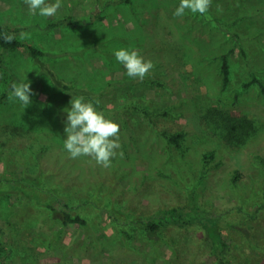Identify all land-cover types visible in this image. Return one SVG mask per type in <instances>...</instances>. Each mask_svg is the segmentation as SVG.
Here are the masks:
<instances>
[{
    "label": "rangeland",
    "instance_id": "1",
    "mask_svg": "<svg viewBox=\"0 0 264 264\" xmlns=\"http://www.w3.org/2000/svg\"><path fill=\"white\" fill-rule=\"evenodd\" d=\"M179 3L62 0L55 17H43L30 14L24 0H0V23L18 28V36L30 33L25 40L46 53L36 61L26 51L0 49V131L27 133L12 142L0 135V264H180L184 251L168 239L198 243L184 252L185 264H214L198 227L168 230L166 240L126 239L109 213L117 211L118 227L132 232L140 219L175 206L198 203L217 212L242 205L251 212L264 203V95L258 84L244 87L254 76L264 83V0H212L204 15L186 10L175 17ZM69 16L82 21L49 27ZM120 48L153 62L142 81L116 61ZM41 63L92 92L98 110L119 124L111 167L70 158L63 109L75 95L57 88ZM21 80L36 93L25 110L7 99ZM227 120L238 129L228 131ZM179 133L177 147L169 137ZM62 168H74L70 182ZM63 212L84 216L87 233L62 228Z\"/></svg>",
    "mask_w": 264,
    "mask_h": 264
},
{
    "label": "trees",
    "instance_id": "2",
    "mask_svg": "<svg viewBox=\"0 0 264 264\" xmlns=\"http://www.w3.org/2000/svg\"><path fill=\"white\" fill-rule=\"evenodd\" d=\"M117 1L118 3L124 4L132 3V0ZM77 21L81 22L82 20L79 18H74L73 16H69L51 23L49 27H75L78 25ZM18 31L19 29L16 27L0 23V49L3 51H26L30 53L36 61H40V59L44 57L46 53L32 43L26 40H20L19 36L17 35ZM5 34H13L16 36V39L10 43L5 42L3 39ZM41 66L42 69H44V72L50 75L51 80L57 88L75 96L79 95L80 93H87V95H90V97L96 99V96L92 92H89L85 89H76L70 83H67L63 79L59 78L52 70H50L48 65L41 63ZM222 69L224 74L223 86L226 88L230 81V70L227 58L225 57ZM254 84H258L260 86L261 92L264 95V83L256 76H254L250 82L245 83L244 87L248 88ZM227 122L230 125L228 127V131L232 129H238L239 122H237V124H230L229 120H227ZM248 124L252 125L250 121H248ZM9 130L10 129L5 126L4 130L2 129L0 131V135L8 137L11 142L18 138L23 140V138L27 135V133L23 131L18 132L15 130V128L14 133L7 134L10 132ZM182 137V133H179L169 138L178 147ZM227 138L231 142L233 141L232 136H228ZM51 158L54 159V161L60 160L59 153H53ZM74 173V168H62V172H59V174L62 176L61 178L67 181L73 178ZM197 204L198 203H194V206L193 204L186 206H175L161 210L154 218H151L148 221L146 219H140L137 221L136 226L132 228V232L118 227L119 220L117 219L119 214L117 211L109 214H112V224L116 226L120 233L125 234L126 239H135L136 237L149 238V236H157L161 238L160 240H162L166 238V232L168 230H185L188 233L190 228L198 227L204 236L201 239L202 244L208 243L210 245L209 252L215 259L214 264H264V203L259 204V206L251 212L246 211L242 205L232 209L215 212L214 210H204ZM46 208L47 210L50 209V211H53L54 218L58 219L56 210L52 205H49ZM120 213L123 212L120 210ZM59 221L62 228L66 229L72 225H76L78 226L79 230H83L84 234L87 233V230L90 227L89 221L80 213L63 212L62 219H59ZM168 240H166V243L170 242L169 246L173 247L177 251L182 250L185 252V254L190 252L191 248L195 249L198 247V243L191 239H182L185 241L184 246L188 245L187 247H184L177 241L174 242L172 240L173 242H171ZM201 242H199V244H201ZM95 243L97 242H94V244ZM247 248H249V251H252L253 256H250L251 253L246 255L245 251L241 250ZM184 252L180 264H185L186 255Z\"/></svg>",
    "mask_w": 264,
    "mask_h": 264
},
{
    "label": "clouds",
    "instance_id": "3",
    "mask_svg": "<svg viewBox=\"0 0 264 264\" xmlns=\"http://www.w3.org/2000/svg\"><path fill=\"white\" fill-rule=\"evenodd\" d=\"M30 14L37 13L43 17H55L62 7V0H24ZM212 0H180L179 6L173 15L182 17L186 10L191 13L204 15L211 7ZM222 7L217 5V11L222 12ZM30 38V33L21 31L19 39ZM5 42L16 39L13 34L3 36ZM114 57L126 69L127 75L134 79L143 80L154 68L151 60H145L138 49L120 48L114 51ZM31 81L13 82L10 86L7 99L19 101L25 110L31 103V96L36 93L30 87ZM98 99L86 100L84 96H72L70 107L63 109L66 113L63 147L70 158L76 159L87 156L95 160L97 165L104 168L111 167V162L117 156L120 144V126L117 122L105 116L102 110H98ZM119 155L122 157L123 152Z\"/></svg>",
    "mask_w": 264,
    "mask_h": 264
}]
</instances>
